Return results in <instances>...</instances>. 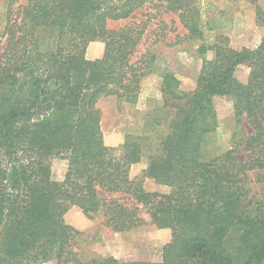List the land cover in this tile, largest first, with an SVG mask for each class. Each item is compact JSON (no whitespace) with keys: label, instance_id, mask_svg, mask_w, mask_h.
<instances>
[{"label":"trees","instance_id":"trees-1","mask_svg":"<svg viewBox=\"0 0 264 264\" xmlns=\"http://www.w3.org/2000/svg\"><path fill=\"white\" fill-rule=\"evenodd\" d=\"M239 1L256 6L264 27L257 6L264 0H232ZM202 9L201 0L6 1L0 264H119L112 257L78 259L74 244L82 234L64 220L72 208L88 220L101 217L102 228L114 233L146 223L169 231L161 264H264V200L252 195L249 178L256 174L264 186V36L257 47L240 50L226 39L208 42L226 22L215 14L204 20ZM137 13L142 20H134ZM168 15L183 31L169 43ZM161 41L201 43L195 88L182 91L175 75L161 72L160 111L167 119H153L164 124L155 150L145 152L153 149L144 147L151 131L126 135L119 148L106 146L97 103L114 97L134 104L157 60L145 45ZM93 42L104 44L103 55L88 60ZM242 65L249 69L246 83L234 76ZM216 98L232 102L238 129L227 151L206 160L202 144L218 126ZM49 158L67 161L62 181L51 179ZM143 158L147 167L132 180L129 170ZM144 179L171 191L148 192Z\"/></svg>","mask_w":264,"mask_h":264},{"label":"rangeland","instance_id":"rangeland-1","mask_svg":"<svg viewBox=\"0 0 264 264\" xmlns=\"http://www.w3.org/2000/svg\"><path fill=\"white\" fill-rule=\"evenodd\" d=\"M6 1L0 0V18L4 13ZM207 4L210 6L209 8H206ZM201 6L204 20H209L212 14H215L226 22L225 29H216L207 36L208 42H222L223 39H226V45L234 50L255 48L260 44L264 36V27L257 18L256 6L243 1L232 2V0H201ZM257 6L264 16V2H259ZM164 17L171 28L166 42H173L174 36L182 34L183 31L174 16H171L174 24L170 23L169 15ZM134 20H142L140 13L135 14ZM115 26H120V23ZM174 29L175 31H172ZM156 33L158 34V31ZM155 40H160V38L156 37ZM200 44L198 41H192L169 46L161 41L152 46L149 43L145 45V48H148L149 53L155 55L157 60L154 62V73L142 80L136 102L134 104H118L114 97H106L99 100L96 105L100 113V128L106 146L119 148L123 145L126 135H144L145 132L151 131L152 140L145 142L144 147L149 146L153 149L148 151L146 148L145 152L155 150L158 137L164 130V124L162 127H157L154 125L153 119L157 117L162 120L167 119L165 111H160L163 104L160 92L161 72H171L180 81L182 91H192L195 88L201 67V60L197 52ZM2 50L3 44L1 43L0 54ZM142 50L143 47L140 51ZM206 57L212 59L213 52H208ZM248 74L249 69L242 65L236 69L234 76L238 81L246 83ZM214 105L218 126L213 133L205 137L202 144L203 158L206 160L216 158L227 151L230 147L232 134L238 129L232 102L227 98H216ZM153 129L157 130L156 133L152 132ZM142 162L147 167V158H143L138 164ZM47 164L51 171V179L58 182L62 181L66 172L67 161L49 158ZM132 167L134 166L132 165ZM141 174L142 171L139 173L134 169L129 170V176L132 180L140 177ZM249 178L252 195L258 200H264V186L257 179V175L251 173ZM143 187L148 192L168 194L171 191L169 187L159 185L151 179H144ZM64 220L82 234L77 237L74 249L78 259L83 263H89L93 259L112 257L118 260L119 264H161L162 248L171 239L169 231L158 230L149 223L137 230L125 233L106 231L101 226V217L88 220L75 208L68 211ZM39 264H55V262L51 260Z\"/></svg>","mask_w":264,"mask_h":264},{"label":"crops","instance_id":"crops-1","mask_svg":"<svg viewBox=\"0 0 264 264\" xmlns=\"http://www.w3.org/2000/svg\"><path fill=\"white\" fill-rule=\"evenodd\" d=\"M208 5V4H207ZM103 51H104V45L100 42H93L90 43L86 49V53L85 56L88 60L92 59V60H96V59H100L103 55ZM134 167H132L131 169L134 171L136 170L137 172H141L144 171L146 166L145 164L142 162L140 164H136L133 165ZM136 168V169H135ZM130 169V170H131Z\"/></svg>","mask_w":264,"mask_h":264}]
</instances>
